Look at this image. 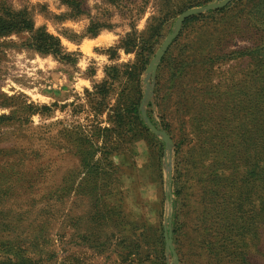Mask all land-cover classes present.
I'll use <instances>...</instances> for the list:
<instances>
[{
  "label": "rangeland",
  "instance_id": "374dc122",
  "mask_svg": "<svg viewBox=\"0 0 264 264\" xmlns=\"http://www.w3.org/2000/svg\"><path fill=\"white\" fill-rule=\"evenodd\" d=\"M4 21L33 32L0 35V264H264V0H0Z\"/></svg>",
  "mask_w": 264,
  "mask_h": 264
},
{
  "label": "trees",
  "instance_id": "16d2710c",
  "mask_svg": "<svg viewBox=\"0 0 264 264\" xmlns=\"http://www.w3.org/2000/svg\"><path fill=\"white\" fill-rule=\"evenodd\" d=\"M14 31H18V32H23V31H29V32H33V24L30 22H23V23H13V22H9V21H4L0 23V35L3 34H9L12 33ZM45 40H46V44L42 45L40 47H38L39 49L41 48V50L43 52L46 53H57L59 52V47H60V42L56 37H53L49 34L45 35ZM54 48V49H53ZM2 105V104H1ZM4 107H11L10 106H6V105H2ZM0 119H3V121H7V119H9L8 117H2L0 116Z\"/></svg>",
  "mask_w": 264,
  "mask_h": 264
},
{
  "label": "water",
  "instance_id": "95a60500",
  "mask_svg": "<svg viewBox=\"0 0 264 264\" xmlns=\"http://www.w3.org/2000/svg\"><path fill=\"white\" fill-rule=\"evenodd\" d=\"M196 12H198V11H197V10H190V11H187L186 13H184V14L180 17V20H179V24H178L177 30L175 31V33H173V34H172V35L166 40L165 45H164V49L167 48V46L171 43V41L177 36V34H178V32H179V30H180V28H181V24H182L183 20H184L186 17H188V16H190V15L196 13ZM160 55H161V53H160ZM160 55H159V57H160ZM169 242H170V241H169Z\"/></svg>",
  "mask_w": 264,
  "mask_h": 264
},
{
  "label": "crops",
  "instance_id": "0c3cea01",
  "mask_svg": "<svg viewBox=\"0 0 264 264\" xmlns=\"http://www.w3.org/2000/svg\"><path fill=\"white\" fill-rule=\"evenodd\" d=\"M30 107V104H26V103H23V107L22 106H20V107H17V108H15V109H13L14 107H9V109L8 108H6V109H8L10 112H14V114L17 112V111H22V110H25V108H29ZM20 113V112H19ZM16 114L15 116H17V117H23V116H21V114ZM9 116V115H8ZM10 118H12L11 116H9ZM25 119H27L26 121H29V123H31V121H32V117H31V114L30 115H28V117H24ZM24 119V120H25Z\"/></svg>",
  "mask_w": 264,
  "mask_h": 264
}]
</instances>
